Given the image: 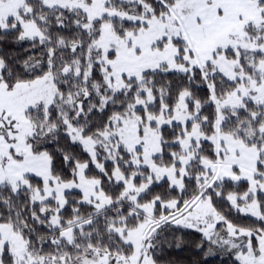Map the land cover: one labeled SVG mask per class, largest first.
Here are the masks:
<instances>
[{
    "label": "snow or ice",
    "instance_id": "6c2138e0",
    "mask_svg": "<svg viewBox=\"0 0 264 264\" xmlns=\"http://www.w3.org/2000/svg\"><path fill=\"white\" fill-rule=\"evenodd\" d=\"M209 258L264 264V0H0V264Z\"/></svg>",
    "mask_w": 264,
    "mask_h": 264
},
{
    "label": "trees",
    "instance_id": "16d2710c",
    "mask_svg": "<svg viewBox=\"0 0 264 264\" xmlns=\"http://www.w3.org/2000/svg\"><path fill=\"white\" fill-rule=\"evenodd\" d=\"M196 238H198V236L196 237ZM175 254V253H174ZM189 253L187 252V251H185V252H182V253H179V255H181V256H186V255H188ZM208 264H219V259L218 258H215V259H213V258H209V260H208Z\"/></svg>",
    "mask_w": 264,
    "mask_h": 264
}]
</instances>
